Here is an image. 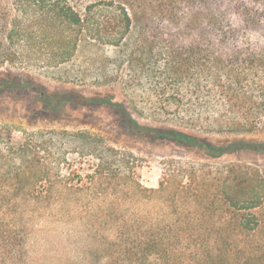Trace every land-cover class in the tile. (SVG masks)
Returning <instances> with one entry per match:
<instances>
[{
	"label": "trees",
	"instance_id": "1",
	"mask_svg": "<svg viewBox=\"0 0 264 264\" xmlns=\"http://www.w3.org/2000/svg\"><path fill=\"white\" fill-rule=\"evenodd\" d=\"M100 2L81 13L68 0H0V67H58L74 58L85 39L121 47L137 13L132 17L126 3ZM146 16L145 28H153L147 54H165L158 73L166 80L161 90L180 85L170 103L176 119L217 133L264 126V0H151ZM168 23L181 29L164 33ZM183 33L194 35L190 44L180 39ZM157 35L163 48H157ZM156 69L147 71L152 80ZM88 102H109L122 111L103 98ZM127 121L151 141L213 158L238 148L264 152V142L215 145L185 132L141 126L129 116ZM12 134L10 126L0 124V264H27L25 234L18 229H28L37 209L65 201H52L55 192L71 195L84 187L96 192L110 177L119 199L132 197L153 212L124 223L116 258L107 264H264V170L257 166L229 164L207 172L191 167L183 171L184 181L164 171L153 189L97 164L86 174L88 186L57 177L49 153L37 149L32 135L16 142Z\"/></svg>",
	"mask_w": 264,
	"mask_h": 264
},
{
	"label": "rangeland",
	"instance_id": "2",
	"mask_svg": "<svg viewBox=\"0 0 264 264\" xmlns=\"http://www.w3.org/2000/svg\"><path fill=\"white\" fill-rule=\"evenodd\" d=\"M68 1L82 13L90 3L109 0ZM114 1L126 3L132 17L137 13L132 32L121 47L85 39L74 58L58 67H0V124L13 129V140L21 142L32 135L29 139L37 149L45 156L49 153L47 159L57 177L88 186L91 179L86 174L97 164L113 174L122 173L127 180L133 175L141 185L153 189L164 171L181 175L184 181L183 171L191 167L207 172L246 164L264 170L263 151L238 148L213 158L169 141H151L131 129L127 116L141 126L185 132L215 145L264 142V126L251 132L217 133L176 119L170 103H174L173 90L180 85H166L168 90L162 91L166 80L158 73L165 54L162 50L147 54L148 33L153 28H145L146 10L151 0ZM101 7L104 5L97 9ZM165 25L164 33L181 29L180 25ZM157 37V48H163ZM193 38L190 33L180 34L184 43L190 44ZM153 65L157 69L152 80L147 71ZM100 98L120 104L122 111L109 102H88ZM110 181L113 184L107 185ZM101 182L96 192L86 187L71 195L55 192L52 201H65L37 209L28 229H18L25 234L27 264H107L116 258V245L120 244L116 238L124 223L129 226L136 215L146 216L153 207L128 196L119 199L123 197L116 195L111 177Z\"/></svg>",
	"mask_w": 264,
	"mask_h": 264
}]
</instances>
